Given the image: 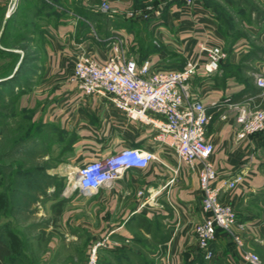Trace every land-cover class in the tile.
Instances as JSON below:
<instances>
[{
    "label": "crops",
    "instance_id": "crops-1",
    "mask_svg": "<svg viewBox=\"0 0 264 264\" xmlns=\"http://www.w3.org/2000/svg\"><path fill=\"white\" fill-rule=\"evenodd\" d=\"M105 1L119 13L110 16L101 11ZM103 2L0 0V43L10 34L18 42L11 47L0 44V69L7 64L0 76L10 72L9 78L17 76L24 60L15 47L26 37L35 38L34 46L42 51L28 62L34 63V68L26 64L20 74H30L41 82L24 93L21 105L30 112L32 122L61 132L58 140L70 143L72 166L78 169V165L127 147L153 150L169 165H175L176 153L154 140L151 125L131 118L104 96L86 94L72 79L73 73L81 55L105 63L115 35L123 38L129 57H135L139 64L149 61L153 71L183 69L188 62H198L193 94L212 115L207 138L215 146L210 160L218 171L217 183L243 176L220 198L233 207L238 223L243 224L238 230L241 244L219 231L211 244L213 257H205L195 232L204 217L199 163L191 166L186 162L181 163L174 182H170L173 173L169 168L153 162L147 168L126 170L87 194L77 190V184L68 183L69 195L55 203L57 217L72 226L67 234L72 244L78 246L76 242L83 240L80 253L88 255L96 242L108 237L103 249L142 253L146 248L158 254L155 264H251L244 257L250 251L264 264V132L239 136L237 113L229 107L230 102H243L248 96H255L256 104L264 106V98L257 97L261 89L256 83V76L264 73V52H252L245 39L228 42L216 14L203 0L191 5L172 1L159 19L154 11H148L145 19L150 34L145 37L125 24L139 16L136 0ZM13 4L16 9L10 11ZM79 7L94 15H80ZM99 20L105 24L97 30ZM20 25L23 32L12 36L11 30L16 26L20 30ZM34 30L40 33L36 37ZM212 45L221 46L226 57L218 69L208 72L205 64L209 56L203 47ZM214 103L222 108L217 110ZM164 236L167 239L162 243Z\"/></svg>",
    "mask_w": 264,
    "mask_h": 264
},
{
    "label": "built area",
    "instance_id": "built-area-1",
    "mask_svg": "<svg viewBox=\"0 0 264 264\" xmlns=\"http://www.w3.org/2000/svg\"><path fill=\"white\" fill-rule=\"evenodd\" d=\"M191 5L195 0H184ZM15 4L10 11H13ZM101 11L115 16L119 11L105 1ZM156 18H161V9L154 10ZM133 13V12H131ZM146 15L145 17H147ZM209 61L205 64L208 72H213L226 57L219 45L205 46ZM200 65L191 61L183 69L153 71L149 61L139 64L135 57H129L122 37L114 36L111 54L105 63L81 55L76 62L73 80L89 95L106 97L117 109L125 111L131 118L143 121L154 128V140L172 150L177 155V163L169 165L153 150L127 147L105 158L90 160L81 165L76 172L77 188L84 194L98 190L106 183L119 178L126 170L147 168L158 162L173 173L174 182L180 173L182 162L191 166L199 163V179L203 192L202 208L204 217L195 228L199 246L206 258H212V242L219 231L231 235L241 244L238 232L243 224L238 223L232 206L221 201L227 188L235 187L243 176L217 183L218 171L211 162L215 150L207 138V126L212 115L206 105L193 94V80ZM261 89L257 97L264 98V73L256 76ZM217 110L221 104L214 103ZM229 107L237 113L236 120L241 126L239 136L264 132V106L256 104L255 96H248L243 102H230ZM109 238L96 242L90 249L85 264H98L99 249L108 245ZM245 260L251 264H263L256 253L245 252Z\"/></svg>",
    "mask_w": 264,
    "mask_h": 264
},
{
    "label": "rangeland",
    "instance_id": "rangeland-1",
    "mask_svg": "<svg viewBox=\"0 0 264 264\" xmlns=\"http://www.w3.org/2000/svg\"><path fill=\"white\" fill-rule=\"evenodd\" d=\"M172 1L175 0H136L141 9L139 16L121 24L125 23L145 37L149 33L146 28L148 20L145 19L147 12L161 9L163 14V8ZM214 3L223 9L210 6L217 16L223 12L232 20V27L222 28L228 42L245 39L252 47L264 48L263 0H217ZM100 24L103 27L105 22L99 20L97 30ZM16 28L11 30L12 36L23 32L22 25L20 30ZM32 32L35 37L40 34L37 30ZM10 36L1 40V46L11 47L18 43ZM34 40L26 37L20 46L15 47L21 50L23 66L29 64V68H34V63L28 62L42 51L41 47L34 46ZM6 67L7 64L1 67V73ZM40 82V78L19 73L13 82L0 86V122H4L0 125V198H3L0 202V235L9 237L11 233L14 237L16 243L11 261L16 264H85L89 254L80 253L83 240L76 242L78 246L73 245L72 237L67 235L72 232V226L56 214L55 202L69 195L68 183L78 184L77 166L71 165L68 142L58 140L61 132L59 134L54 127L32 122L30 113L21 105L22 99L11 104L12 95L27 92ZM29 176L34 179L31 187L25 183ZM141 250L140 256L130 255L132 264H155L158 254L146 248ZM98 256V264H128L129 261L121 263L115 254L103 248L99 249Z\"/></svg>",
    "mask_w": 264,
    "mask_h": 264
},
{
    "label": "trees",
    "instance_id": "trees-1",
    "mask_svg": "<svg viewBox=\"0 0 264 264\" xmlns=\"http://www.w3.org/2000/svg\"><path fill=\"white\" fill-rule=\"evenodd\" d=\"M104 0H90V3L93 5V4H101ZM204 1V4L207 5V6H214L216 9L218 10H223L222 7L219 8L220 4H216L214 3V1H217V0H203ZM208 1H213V2H208ZM81 6V4L79 5ZM79 13L80 15H83L84 17L86 16H91V15H94L92 13V11L90 10H87V9H84L83 7L80 8L79 7ZM95 15H99V14H95ZM216 18L218 19L219 23H220V27L221 28H228L229 27H232V20L230 19V17L221 12V15L217 16L215 15ZM231 20V21H230ZM264 52V48H261V47H253V50L252 52ZM23 66V62L20 64L19 66V70L17 72V75L20 73V70ZM12 74V72H10L9 74L7 75H3V76H0V86H3V85H7L9 84L10 82H13L14 79L17 77L16 75H14L13 77H10L9 76ZM8 89V88H6ZM1 91H4V90H1ZM24 91H19V92H16L14 95L11 96V104H15L19 99L22 98V96L24 95ZM20 101V100H19ZM26 109H24L25 111ZM28 111V110H26ZM29 112V111H28ZM30 113V112H29ZM4 122H0V125H3ZM62 141V140H61ZM64 142V141H62ZM68 145H69V148H70V143L68 142ZM39 173H35L34 175H37ZM1 181V179H0ZM25 183L28 187H31L34 183V179L33 177H30L27 178L25 180ZM3 200V198H0V202ZM9 237H4L3 235H0V264H16L14 261H11V257L13 256V253H14V243L15 240L14 237L12 236L11 233L8 234ZM12 238V239H11ZM167 237L164 236L162 243H164L166 241ZM165 240V241H164ZM137 241L141 242L142 244L144 242V240H142V238H138ZM109 252H111L112 254H115V257L118 258L120 260V262L122 263L125 262V260H129L128 261V264H132V262L130 261V255H136V256H140L141 253H135L133 250H109Z\"/></svg>",
    "mask_w": 264,
    "mask_h": 264
},
{
    "label": "bare ground",
    "instance_id": "bare-ground-1",
    "mask_svg": "<svg viewBox=\"0 0 264 264\" xmlns=\"http://www.w3.org/2000/svg\"><path fill=\"white\" fill-rule=\"evenodd\" d=\"M78 182V181H77Z\"/></svg>",
    "mask_w": 264,
    "mask_h": 264
}]
</instances>
